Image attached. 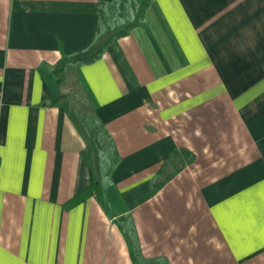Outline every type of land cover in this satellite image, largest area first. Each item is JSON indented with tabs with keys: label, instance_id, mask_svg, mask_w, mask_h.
<instances>
[{
	"label": "crops",
	"instance_id": "1",
	"mask_svg": "<svg viewBox=\"0 0 264 264\" xmlns=\"http://www.w3.org/2000/svg\"><path fill=\"white\" fill-rule=\"evenodd\" d=\"M97 18V0H0V264H264V0H150L82 62L117 32ZM68 70L118 154L107 208L71 204L93 173ZM175 150L192 157L153 193Z\"/></svg>",
	"mask_w": 264,
	"mask_h": 264
},
{
	"label": "trees",
	"instance_id": "2",
	"mask_svg": "<svg viewBox=\"0 0 264 264\" xmlns=\"http://www.w3.org/2000/svg\"><path fill=\"white\" fill-rule=\"evenodd\" d=\"M149 7L150 0H97L96 35L114 30L117 32L96 56L82 62L95 60L117 38L128 34L134 27L145 26ZM52 70L56 72L62 84L65 68L57 64L52 67ZM87 101L92 106L89 98ZM65 108L85 141L86 146L81 155L93 173L91 185L77 195L71 204L94 195L107 208L105 189L111 182V176L118 161L114 140L92 107L88 113L78 109L76 104H66ZM191 157L188 151H172L151 182L152 192H157L181 169L180 164L189 161Z\"/></svg>",
	"mask_w": 264,
	"mask_h": 264
},
{
	"label": "rangeland",
	"instance_id": "3",
	"mask_svg": "<svg viewBox=\"0 0 264 264\" xmlns=\"http://www.w3.org/2000/svg\"><path fill=\"white\" fill-rule=\"evenodd\" d=\"M73 71L67 72V78L65 80V93L63 100L67 104H76L77 108L83 112L88 113L91 109V104L87 101V97L80 84L79 78Z\"/></svg>",
	"mask_w": 264,
	"mask_h": 264
}]
</instances>
